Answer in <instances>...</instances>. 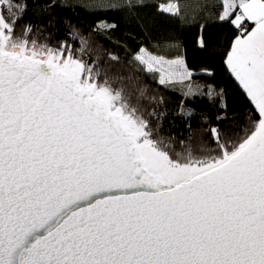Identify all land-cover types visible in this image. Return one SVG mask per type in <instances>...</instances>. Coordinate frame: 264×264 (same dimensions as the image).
<instances>
[{
	"label": "snow or ice",
	"instance_id": "obj_1",
	"mask_svg": "<svg viewBox=\"0 0 264 264\" xmlns=\"http://www.w3.org/2000/svg\"><path fill=\"white\" fill-rule=\"evenodd\" d=\"M29 2L0 0V264H264V0H218L209 17L238 33L224 64L253 105L247 129L221 128L226 115L182 101L184 139L164 135L166 113L145 107L164 105L162 96L101 66L105 55L120 63L95 39L111 40L115 22L97 18L85 35L56 20L60 0H31L35 12ZM78 4L104 14L144 0ZM156 10L185 19L179 0ZM37 12L67 38L52 44L50 31L22 23ZM130 63L158 73L161 86L184 82L185 99L227 109L223 89L193 81L181 54L141 47Z\"/></svg>",
	"mask_w": 264,
	"mask_h": 264
},
{
	"label": "trees",
	"instance_id": "obj_2",
	"mask_svg": "<svg viewBox=\"0 0 264 264\" xmlns=\"http://www.w3.org/2000/svg\"><path fill=\"white\" fill-rule=\"evenodd\" d=\"M60 2L65 6L54 10L57 13L56 20L70 21L74 25H79L85 35L90 33L91 26L97 18L107 19L118 25L116 31L109 33L111 40L95 37L107 52L120 57V63L114 64L107 60L106 55L102 56L101 66L111 67L114 70L111 74L134 76L135 80L139 81L138 86L147 90V97L164 98L165 103L162 106L145 102V107H157L158 114L166 113L161 120L164 135H171L177 139H184L188 135L184 120L175 116L182 101L185 107L195 108L198 113L203 112L209 117L226 115L227 119L218 126L229 130L235 129L240 135L244 134L253 105L224 64L231 42L238 33L231 25L221 24L214 18H209L214 17L219 11V8L211 6L213 3H218V0H179L185 8L183 20L160 14L156 10L157 4L177 3V0H144L143 6H136L131 10L125 8L120 11H109L104 14H94L86 10L78 4V0H60ZM29 8L35 12L31 0ZM193 17H195L194 24L191 22ZM22 23H32L40 29H46L44 35H48L50 31L55 37L50 41L52 44L67 38L65 27L57 23L54 28H50L47 18L38 12L34 15L30 13ZM200 24L205 25L204 36L210 41L206 49L197 44ZM114 41H119V45ZM68 43L79 48L78 43L71 40ZM175 44L180 45L179 52L174 47H170ZM141 47L157 55H166L168 58L178 54L183 55L188 68L195 73L192 77L193 81L201 86L212 85L217 90L223 89L224 100L227 103L226 111L221 110L219 99L211 104L206 97H198L195 100L185 99L182 90L184 82H173L170 87L161 86L157 74L146 72L139 66L131 64L132 57ZM86 58L91 62L95 59V54H86ZM204 69L211 70L213 75L204 74ZM204 91L207 89L205 88ZM199 126L194 120L193 128ZM212 126H217L215 120H212Z\"/></svg>",
	"mask_w": 264,
	"mask_h": 264
},
{
	"label": "rangeland",
	"instance_id": "obj_3",
	"mask_svg": "<svg viewBox=\"0 0 264 264\" xmlns=\"http://www.w3.org/2000/svg\"><path fill=\"white\" fill-rule=\"evenodd\" d=\"M148 52H150L149 50H148ZM150 53H152V52H150ZM157 55V54H156ZM171 59V58H170ZM157 75L159 76V74L157 73ZM173 82H179V80H174Z\"/></svg>",
	"mask_w": 264,
	"mask_h": 264
}]
</instances>
